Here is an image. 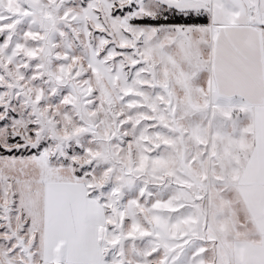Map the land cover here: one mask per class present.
<instances>
[{
	"label": "snow or ice",
	"instance_id": "1",
	"mask_svg": "<svg viewBox=\"0 0 264 264\" xmlns=\"http://www.w3.org/2000/svg\"><path fill=\"white\" fill-rule=\"evenodd\" d=\"M0 264H264V0H0Z\"/></svg>",
	"mask_w": 264,
	"mask_h": 264
}]
</instances>
